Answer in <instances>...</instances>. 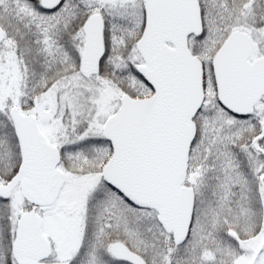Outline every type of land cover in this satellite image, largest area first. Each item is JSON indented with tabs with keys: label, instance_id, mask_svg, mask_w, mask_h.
<instances>
[{
	"label": "snow or ice",
	"instance_id": "6c2138e0",
	"mask_svg": "<svg viewBox=\"0 0 264 264\" xmlns=\"http://www.w3.org/2000/svg\"><path fill=\"white\" fill-rule=\"evenodd\" d=\"M0 264H264V0H0Z\"/></svg>",
	"mask_w": 264,
	"mask_h": 264
}]
</instances>
